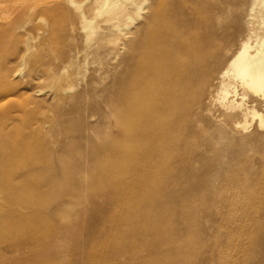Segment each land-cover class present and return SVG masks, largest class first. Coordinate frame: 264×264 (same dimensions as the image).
<instances>
[{
    "label": "bare ground",
    "instance_id": "6f19581e",
    "mask_svg": "<svg viewBox=\"0 0 264 264\" xmlns=\"http://www.w3.org/2000/svg\"><path fill=\"white\" fill-rule=\"evenodd\" d=\"M25 1L31 19L41 10L52 37L67 24L72 34L86 39L114 33L118 40H130L123 44L126 52L119 57L118 71L106 73L105 85L89 89V105L73 109L80 131L69 152L64 143L52 147L46 122L18 123L19 107L0 105V264H104L140 246L147 251L138 253L136 264H150L166 261L162 243L184 256L183 264H191L182 253L189 245L171 236L178 221L184 233H194L197 243L212 242L200 224L206 210L195 212L196 200H189L203 201V193L212 191L214 177L220 175L208 176L213 162L202 148L215 150L220 143L240 147L234 135L248 130V117L264 124L256 104L249 106L248 101L257 98L264 113V0ZM74 46L69 51L77 55ZM214 82L230 113L213 121L203 115V100ZM9 94L1 92L0 98ZM82 96L77 94L74 102ZM95 116L111 122L105 134L94 138L86 132L97 130L96 125L85 120ZM123 142L127 149H118ZM126 177L98 191L113 195L104 206L120 207L126 214L101 215L102 205L82 223V213L74 206L86 198L95 179ZM121 195H129L128 200L121 203ZM258 221L252 244L259 251L253 264H264V223ZM207 222L214 228L220 220ZM112 238L127 243L110 248ZM209 259L197 261L207 264Z\"/></svg>",
    "mask_w": 264,
    "mask_h": 264
},
{
    "label": "rangeland",
    "instance_id": "374dc122",
    "mask_svg": "<svg viewBox=\"0 0 264 264\" xmlns=\"http://www.w3.org/2000/svg\"><path fill=\"white\" fill-rule=\"evenodd\" d=\"M61 1L51 0V4ZM26 4L25 0H6L0 3V93L11 91V94L3 98L4 100L0 98L2 100L0 105L18 106L20 112L15 114L18 115V123H32L33 119L46 122L45 128L52 131V137L48 140L55 142L52 147L55 149L59 143H64L69 152V148L78 140L80 131L76 122L78 113L73 112V109L89 105L92 102L89 97V89L105 85L107 83L106 73L118 71L116 69L119 59L126 52L123 44L130 39L118 40L115 38L117 34L113 33L108 37L93 35L94 37L92 36L90 38L92 40H90L86 39L84 35L72 34L67 24H63L59 33L52 37L41 10H35V15L31 19L32 12L26 9ZM97 41L101 42L97 45ZM238 44L239 42L234 43L229 56L235 52ZM74 45L77 47V55L74 51H69L75 47ZM59 55L64 57L63 62L58 60ZM226 63L227 60H225L224 66ZM58 66L61 68L60 71L57 70ZM29 75H32V79ZM3 77H6V80H3ZM216 83L214 82V86L209 88L211 93L203 100L205 107L203 115L213 121L226 118L230 113V110L226 109L219 99ZM235 85L237 94L240 96L242 88L239 83ZM60 88L61 91H59ZM36 90H38L37 93ZM79 93L83 96L79 102L75 103V96ZM233 98L231 97L230 100ZM255 99L257 98L251 96L248 98L249 106L256 104V110L263 118V105L256 103ZM105 119L106 117L102 118L101 116L87 118L85 122L89 126L95 124L97 130H89L86 134L92 137L101 133L105 134L107 126L111 122V120ZM248 119L249 124L246 128L248 130L234 135L236 139L240 140V147L225 146L220 143L215 150L202 148L204 150L202 153L213 162V168L208 176L210 177L215 172H219L220 175L214 177L218 179L213 181L212 191L208 194L203 193L205 196V198L202 196L203 201H198L195 198L189 200L192 202L196 200L195 212L200 213L201 210H206L207 217L205 220H201L200 224L207 228L208 236L212 242L200 240L198 241L200 243H197L194 233H184L182 231L184 225L178 221H175L173 225L171 236L172 239L179 237L186 245H189L184 248L186 252L182 253L190 257L191 264H200L197 260L203 256L210 257L207 264H253L254 255L259 251L257 244L253 245L252 243L255 238L254 228L259 222L258 220L264 223V124L259 126L258 120L254 119L252 122L250 117ZM63 125L64 128H67L66 133H62ZM248 138L252 140L249 142ZM129 142L132 143L131 140ZM125 143L118 144V149H127ZM145 145L143 142L142 147ZM238 154H241L242 158L236 159L235 156ZM121 161L123 160H116V164ZM103 163L106 166L109 165L108 160ZM192 167L196 168L197 164L194 163ZM123 175V172H118L119 177H123ZM80 176L77 175V178ZM116 179L119 184L128 180L127 177L95 179L89 192H85L86 198H83L79 205L74 206L75 210L82 213V223L85 221L84 218L97 213L102 205L103 207L99 211L101 215L104 213H114L115 216L126 214L120 207L104 206L109 200L111 202L113 195L105 196L102 195L103 193H98L99 190L108 189ZM162 179L155 180L161 181ZM93 195L97 199L91 200L90 197ZM140 195L143 198L144 195ZM119 197L120 202L123 203L128 200L129 195ZM211 199L215 202L209 203ZM208 218L211 222L219 219L218 226H214V228L210 226V223L207 222ZM78 223L80 224L81 221L78 220ZM83 231L81 230V232ZM144 238L151 241V237L149 238L147 235ZM107 243L112 248V245L118 247L120 244H126L127 240L112 238ZM160 250H163L162 254L166 250L168 251L166 261L165 259L163 262L156 260L157 262L150 264H183L184 256L177 254L169 244L162 243ZM146 251L140 246L136 250L128 252L127 255L115 256L104 264H120V260L136 264L138 253L143 256ZM86 264H92V262Z\"/></svg>",
    "mask_w": 264,
    "mask_h": 264
}]
</instances>
